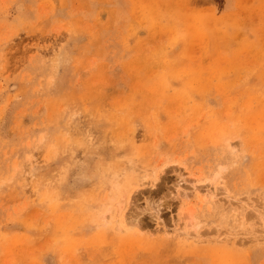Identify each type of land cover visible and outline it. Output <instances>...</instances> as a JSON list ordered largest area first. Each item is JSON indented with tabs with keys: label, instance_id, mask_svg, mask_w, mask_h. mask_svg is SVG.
I'll return each mask as SVG.
<instances>
[{
	"label": "rangeland",
	"instance_id": "1",
	"mask_svg": "<svg viewBox=\"0 0 264 264\" xmlns=\"http://www.w3.org/2000/svg\"><path fill=\"white\" fill-rule=\"evenodd\" d=\"M0 264H264V0H0Z\"/></svg>",
	"mask_w": 264,
	"mask_h": 264
},
{
	"label": "bare ground",
	"instance_id": "2",
	"mask_svg": "<svg viewBox=\"0 0 264 264\" xmlns=\"http://www.w3.org/2000/svg\"><path fill=\"white\" fill-rule=\"evenodd\" d=\"M119 209V208H118ZM122 210V209H121ZM123 215V214H122ZM124 217V216H123ZM125 219V218H124ZM117 220V219H116ZM124 222H127L126 220ZM118 225H119V222L117 221ZM128 222H127V226H128ZM132 224L129 225V227L131 226ZM125 227V226H124ZM190 235V234H187V236ZM189 237V236H188ZM187 238V237H186Z\"/></svg>",
	"mask_w": 264,
	"mask_h": 264
}]
</instances>
